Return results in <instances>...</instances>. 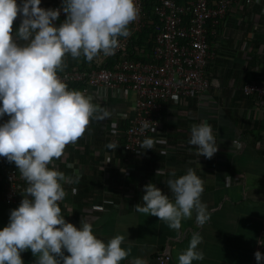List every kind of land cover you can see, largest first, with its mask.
<instances>
[{
    "label": "crops",
    "instance_id": "1",
    "mask_svg": "<svg viewBox=\"0 0 264 264\" xmlns=\"http://www.w3.org/2000/svg\"><path fill=\"white\" fill-rule=\"evenodd\" d=\"M252 1L249 5L240 1L230 10L218 41L210 37L216 56L208 73L215 85L202 97L165 104L159 129L151 138L152 150L127 155L121 148L132 115L133 93L84 84L78 90L90 97L96 111L84 135L67 145L50 167L67 178L61 182L66 196L59 207L67 223L77 228L81 220L89 223L93 235L105 243L123 235L121 247L129 255L120 264H130L135 258L160 264L155 259L158 253L169 256L164 264H179L178 256L187 249L193 233L202 237L198 250L204 254L203 260L193 264H250L264 220V114L257 99L241 91L247 82L264 83V0ZM61 3L41 0L44 5ZM64 20L53 24L59 27ZM19 25L13 24V32ZM83 67H90L83 57H65L63 70ZM7 119L0 118V124ZM201 123L212 127L217 140L218 151L211 159L199 156L189 144L192 126ZM110 143L117 148H107ZM0 164L2 230L23 197L15 204L3 201L1 176L6 159L0 157ZM188 169L203 180L201 201L210 213L206 224L198 226L193 213L176 232L157 217L136 212V205L143 206L145 185L154 184L172 199L167 181ZM95 204L103 209H93ZM20 255L23 264H36L30 250Z\"/></svg>",
    "mask_w": 264,
    "mask_h": 264
},
{
    "label": "clouds",
    "instance_id": "2",
    "mask_svg": "<svg viewBox=\"0 0 264 264\" xmlns=\"http://www.w3.org/2000/svg\"><path fill=\"white\" fill-rule=\"evenodd\" d=\"M40 3L0 0V118L8 117L0 124V157L13 163L27 184L19 206L10 211L7 226L0 230V264H23L20 254L29 250L36 264H120L129 255L121 247L125 237L116 235L105 243L93 235L89 223L81 220L79 228L67 223L59 207L66 196L61 182L67 178L49 165L84 135L96 111L90 97L68 90L59 78L65 57L92 62L114 54L119 38L131 35L129 26L139 12L134 0H62L55 10L41 8ZM61 11L66 19L56 27L53 22ZM18 17L21 22L13 32ZM241 91L244 94L243 87ZM150 124L145 120L143 128ZM212 133L204 123L191 128L189 144L206 159L218 151ZM153 146L152 139H145L140 152ZM106 147L115 150L117 145ZM167 186L172 199L154 184L145 185L143 206L136 205V212L157 217L176 232L193 213L198 226L209 221L207 205L201 201L203 180L192 169L169 179ZM201 243L200 234L193 233L178 256L179 264L203 260ZM254 257L257 264L264 261L259 251ZM130 264L147 261L135 258Z\"/></svg>",
    "mask_w": 264,
    "mask_h": 264
},
{
    "label": "built area",
    "instance_id": "3",
    "mask_svg": "<svg viewBox=\"0 0 264 264\" xmlns=\"http://www.w3.org/2000/svg\"><path fill=\"white\" fill-rule=\"evenodd\" d=\"M240 1L243 5L254 2L156 0L152 10L148 11L146 0H134L139 12L138 19L129 26L131 35L119 38L112 65H105L107 56L100 55L91 62L90 67L66 69L58 72V76L65 84L82 82L85 86L101 87L123 94L133 93L132 115L123 131L124 142L121 148L124 153L139 152L140 144L157 133L160 115L167 102L178 103L186 98L202 97L215 85L207 70L216 56L208 39L212 37L218 41L222 21ZM61 4L40 3L39 6L55 10L61 8ZM254 16L258 18L259 13L256 12ZM60 19H66L63 11L57 20ZM20 22L18 17L13 24ZM150 25L153 26L151 56L148 60L130 57L128 53L131 52L129 46L132 38ZM136 54L143 53L139 50ZM242 87L245 95H253L258 99L264 113V83L249 82ZM145 120L152 123L147 129L143 128ZM1 179L4 185L3 201L6 204L17 203L27 184L13 163L6 161ZM92 208L97 211L103 209L97 204L92 205ZM257 251L264 256V220L250 264H257L254 257ZM155 259L164 264L169 256L158 253Z\"/></svg>",
    "mask_w": 264,
    "mask_h": 264
},
{
    "label": "trees",
    "instance_id": "4",
    "mask_svg": "<svg viewBox=\"0 0 264 264\" xmlns=\"http://www.w3.org/2000/svg\"><path fill=\"white\" fill-rule=\"evenodd\" d=\"M146 6H147V9L148 11H151L152 10V7L154 5V3L156 2V0H146ZM230 12V11H229ZM153 35V26H148L147 28H145L141 33L137 34L136 36H134L132 38V41H131V44L129 46L131 52H129V56L130 57H134V58H140L142 60H148L149 57L151 56V47H152V42H151V36ZM208 43L213 46V44H211V40L208 39ZM129 50V51H130ZM141 51L143 54L141 55H137L136 54V51ZM116 58V54H112L110 56H107V59L105 60V65H112L113 64V61L114 59ZM133 58V59H134ZM91 64V62H89ZM87 67H83V68H80V69H86ZM67 85V88L68 90H79L83 83L82 82H77V83H70V84H66ZM123 139H122V143H123ZM135 153H138V152H127L126 154L127 155H133ZM2 165V164H0ZM4 185H3V180L1 181V188H2V195H3V192H4Z\"/></svg>",
    "mask_w": 264,
    "mask_h": 264
}]
</instances>
